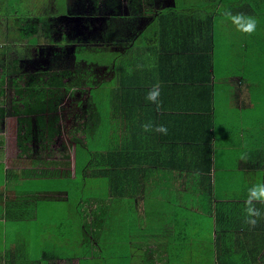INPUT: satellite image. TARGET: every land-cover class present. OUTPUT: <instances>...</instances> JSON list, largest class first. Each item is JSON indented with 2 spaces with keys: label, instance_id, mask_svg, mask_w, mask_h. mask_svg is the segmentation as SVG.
Listing matches in <instances>:
<instances>
[{
  "label": "crops",
  "instance_id": "0c3cea01",
  "mask_svg": "<svg viewBox=\"0 0 264 264\" xmlns=\"http://www.w3.org/2000/svg\"><path fill=\"white\" fill-rule=\"evenodd\" d=\"M221 1L215 11L255 17L256 31L177 0L155 17L116 0L109 24L90 20V0H0V238L22 236L10 264H264V216L254 227L244 216L248 189L264 182V116L251 129L240 116L255 102L264 112V0ZM169 19L175 36H164ZM186 64L211 66L210 97ZM45 73L65 78L48 83L42 107L64 93L48 114L35 83ZM156 83L159 109L145 100ZM149 122L167 135L145 132ZM5 253L0 241V264Z\"/></svg>",
  "mask_w": 264,
  "mask_h": 264
},
{
  "label": "trees",
  "instance_id": "16d2710c",
  "mask_svg": "<svg viewBox=\"0 0 264 264\" xmlns=\"http://www.w3.org/2000/svg\"><path fill=\"white\" fill-rule=\"evenodd\" d=\"M90 1L92 2L91 3L92 6L90 8V18H91L90 20L95 21V18L92 19L94 17V15H97L98 17H101V16L110 17V16L114 15L116 10H117L118 5L116 4V0H90ZM214 1L217 2L220 0H186V2L190 5L187 9L189 11H196V12L197 11L198 12L203 11V12H205L207 14H211V15H213L215 12H217L215 15L221 14V12H224L225 8H223V7H221L217 11H215V8H214L215 2ZM225 1H227V0H222L221 2L225 3ZM122 2L124 4V6L125 5L128 6L127 11H132L135 14H141L142 13V14L151 15V16L155 17L157 14L166 12L167 9H168V11H176V10L178 11V8L176 9V8H174V6L167 8L168 7L167 6L168 0H122ZM94 26H96V25L94 24ZM178 30L179 29H178V26L175 25V21L174 20L170 21V19H169V21H166V23H165L163 33H164V36H173V35L175 36L177 33H180ZM94 57L97 59L101 58L98 54L94 55ZM110 61H112V60H110ZM110 61L107 62L105 64V66H109ZM90 67L91 68L93 67L91 72L92 71L95 72L98 70V64H93L91 62ZM185 71H186L185 79H191L195 75H197V73H198L201 76V78L204 77V79H203L204 81L207 80V82H211L210 87H204L202 92H201V94L204 97H210L211 94L213 93V87H212L213 82H216L215 80L217 79L215 74H210V73H213L211 66L209 65V66L202 69V67L201 68H193L189 64L188 65L186 64ZM6 75H7V73H6V70L4 67V69L2 68L0 70L1 85H3ZM56 81H59V83H61V82L65 81V78H62V79L58 78V77L52 78V77H50V75L48 73L41 75L39 78L37 77V80L35 83L38 84L37 89H39L40 96L42 97V101L40 103V109L43 105L42 102H44L43 94L47 95L46 94V88L49 87L48 83L49 82H56ZM94 85H98V83H95ZM94 85L93 84L90 85V87H89L90 91H92V96H98V95H100L98 90H97L98 88H97V86H94ZM86 92H88V90H86ZM187 93H188V96H191V95L193 96V94H190L189 87L187 88ZM104 95L109 97V96H112L113 93L111 92V90H108V92L105 93ZM58 96L59 97H57V99L52 101L50 104H48V105L44 104V106L42 107L44 113H46V114L51 113V111L49 109L50 108L52 109V103L56 102L61 97L63 98L64 93L61 91L58 94ZM0 101H2V100H0ZM29 101L32 103L30 96H29ZM34 104L36 105V100L34 101ZM12 108H13V106H12ZM13 112H14V108H13ZM2 116H3V103L0 102V124L2 122ZM213 128H214L213 116L212 117L210 116V119L206 123H204V125L200 129H198L200 131L199 133L201 134V139H202L201 141H203V143L207 142V144H205L206 148L204 149V155H205V150L208 148V146L210 145V142L212 141ZM48 138L50 139V135ZM2 145H3L2 139L0 136V146H2ZM47 147L45 149H43L41 154L39 151L36 153V155H39V154L41 155V158H43L42 159L43 162L45 161V159L50 158L51 155L53 154L50 152V150ZM19 149H20V147L18 146V142H17V152L18 153H16V154L19 156H22L23 151L20 152ZM29 154L33 155V152L30 151ZM202 158L204 159L205 157L203 156ZM0 184H1L0 185V191H1V188L5 184L1 183V182H0ZM233 187H235V189H234L235 191L239 190L236 185H233ZM38 235H40V234H38ZM2 236H3V238H0V241L3 243V245L5 247V252H6L5 253L6 263L5 264H10L11 263V261H10L11 254L13 253L14 256L17 257L20 253L19 252L20 248H18V250H17V248H12L10 250V248H9V246L11 244L10 242L13 240H16V239L22 240V236L17 232V229H16V232H7L5 234H2ZM13 264H16V263H13Z\"/></svg>",
  "mask_w": 264,
  "mask_h": 264
},
{
  "label": "clouds",
  "instance_id": "9594fccd",
  "mask_svg": "<svg viewBox=\"0 0 264 264\" xmlns=\"http://www.w3.org/2000/svg\"><path fill=\"white\" fill-rule=\"evenodd\" d=\"M224 17L232 25L235 26L236 30L246 34L251 35L256 31L257 20L255 17L247 16L244 13H233L230 10H226L223 13ZM160 87L159 83L153 84L145 96V100L154 104L157 109L160 107ZM142 129L145 132L156 131L160 134L167 135L168 129L164 125L153 126L151 122L143 124ZM242 159H246V156H242ZM264 204V182L256 183L252 185L247 192L246 199L244 200V216L245 223L250 227H254L259 219L264 216L261 210L256 207V204Z\"/></svg>",
  "mask_w": 264,
  "mask_h": 264
},
{
  "label": "rangeland",
  "instance_id": "374dc122",
  "mask_svg": "<svg viewBox=\"0 0 264 264\" xmlns=\"http://www.w3.org/2000/svg\"><path fill=\"white\" fill-rule=\"evenodd\" d=\"M177 2H178L179 5H182V8H188L190 6L186 2V0H177ZM107 18H108L107 22L109 24V23H112L113 19L116 18V17H114V15H112V16H110V18L109 17H107ZM114 55L115 54H107V55H105V57L107 58V60L110 61V60H113V56ZM105 81H107V80H105ZM104 82L102 83V85H104ZM92 84H93V82H92ZM95 86H97V88H99V83H98V85H95ZM256 91H259V89H257ZM101 93L103 94V91H101ZM103 96H105V95H103ZM260 108H261V105H260ZM217 115L219 116L220 113H218ZM235 116L237 117V116H239V114H235ZM240 116L244 117L245 123L247 122V124L249 125V126H247V128L251 129V128L254 127L253 124H252L253 123L252 120L256 121L258 119V116H264V112H261V110H260V113H258L257 104L255 102L254 106L252 105L251 108L247 112H245L243 115H240ZM218 121H219V119H218ZM224 133H225L224 128H222V127H218L217 128L218 141L220 139L224 138V137H222L224 135ZM61 251H62L61 249L58 250V256H60Z\"/></svg>",
  "mask_w": 264,
  "mask_h": 264
}]
</instances>
